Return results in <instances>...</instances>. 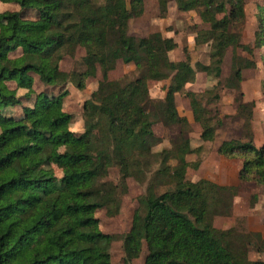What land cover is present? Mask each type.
Here are the masks:
<instances>
[{"label": "trees", "instance_id": "trees-1", "mask_svg": "<svg viewBox=\"0 0 264 264\" xmlns=\"http://www.w3.org/2000/svg\"><path fill=\"white\" fill-rule=\"evenodd\" d=\"M175 1L180 11L197 10L210 23L195 41L211 43L212 65L194 67L188 55L172 61L168 54L177 43L161 32L130 35L129 22L143 15L144 0H0L17 6L0 10V264H112L114 237L100 228L96 212L117 213L128 180L145 181L158 162L143 212L137 210L124 237L126 264L144 244V264H264L248 260L234 228L219 230L212 224L227 203L228 189L219 193L210 181H186L187 155L195 152L190 141L178 138L170 149L155 151L159 138L149 109L150 82L169 79L157 108L167 123L188 125L178 114L176 94L196 80L198 71L220 76L230 47L251 55L264 48V4L254 42L245 44L232 30L246 17L244 0ZM160 4L165 17L167 0ZM78 47L86 51L85 71L61 70L64 56ZM119 60L134 64L139 76L110 79ZM99 69L102 79L84 104V132L76 134L70 129L73 115L64 109L65 85L84 89ZM33 75L47 88L61 90L36 93ZM235 80H242L241 68ZM22 90H27L24 97ZM33 94L34 103L25 105ZM186 96L203 125V140H213L199 94L189 90ZM18 106L21 113L15 111ZM220 152L242 158L241 177L264 187V146L233 139L224 141ZM172 159L178 164H169ZM113 167L119 184L106 179ZM159 177L174 188L156 193Z\"/></svg>", "mask_w": 264, "mask_h": 264}, {"label": "rangeland", "instance_id": "rangeland-1", "mask_svg": "<svg viewBox=\"0 0 264 264\" xmlns=\"http://www.w3.org/2000/svg\"><path fill=\"white\" fill-rule=\"evenodd\" d=\"M246 17L233 25L234 33L241 35V42L253 43L255 32L258 29L259 6L264 0H244ZM5 8L16 9L15 4H0V10ZM230 11V5L227 6ZM144 13L140 17L132 18L129 22L128 32L135 37H145L155 32H161L165 37L174 38L177 43L175 49L169 52L172 61L191 59V64L212 65L211 43L196 44L198 33L208 31L210 23L204 22L197 10L182 12L178 9L175 0H167V15L161 16L162 7L160 0H144ZM28 17H33L29 14ZM170 35V36H168ZM178 41V42H177ZM20 54V49L13 55ZM86 51L78 47L74 54L65 55L60 63L63 71H85L83 58ZM222 72L216 76L215 72L208 75L198 71L196 80L186 85L185 91L176 94V107L180 117H185L189 124L182 127L181 124H170L164 121L162 111L158 107L160 100L166 95L170 80L151 81L149 109L153 112L155 135L159 138V144L155 151L171 148L172 142L178 138L188 139L195 149L187 155L189 167L187 168L186 181L198 182L210 181L216 186L215 190L224 193L228 189L227 203L219 209L220 214L212 217V224L219 230L234 228L238 237V244L244 246L247 258L251 262H264V187L256 184L253 178L241 177L243 159L237 156H227L220 152L222 143L226 140H239L242 143L253 142L257 147L264 146V48H256L253 55L239 48L230 47L221 65ZM242 69V80H235V71ZM139 71L134 64H127L119 60L114 70L109 73L110 79H133L139 76ZM34 78V89L38 93L41 90L57 94L61 89L49 86L48 88ZM102 72L98 70L96 76L86 79L84 89H79L74 83L65 85L69 94L64 99V109L73 115L70 129L80 134L84 132V104L92 93L97 90ZM12 86L16 84L10 83ZM195 91L199 94L204 115L210 120L214 129L213 140H203V125L195 119L187 91ZM27 90L20 94L24 97ZM50 93V94H51ZM36 94L31 99L25 98V105L34 103ZM18 113L21 108L18 106ZM169 164L175 166L178 162L174 159ZM58 175L62 174L56 167ZM159 168V162L153 164L147 173V179L139 182L133 178L128 180V190L122 195L120 208L115 214H110L106 208H100L96 212L100 228L106 234L114 237L110 245L112 264H126L124 249V237L130 231L137 210L143 212V197L147 194L149 184H154V172ZM154 177V178H153ZM153 178V180H152ZM116 184L120 183V173L117 167L109 170L106 178ZM167 181V180H166ZM164 178H158L160 183L155 186L156 193H162L173 184H164ZM156 183V181H155ZM239 245V246H240ZM148 250L143 245L140 255L133 259L131 264H144Z\"/></svg>", "mask_w": 264, "mask_h": 264}, {"label": "crops", "instance_id": "crops-1", "mask_svg": "<svg viewBox=\"0 0 264 264\" xmlns=\"http://www.w3.org/2000/svg\"><path fill=\"white\" fill-rule=\"evenodd\" d=\"M168 36H170V35H168ZM178 42V41H177Z\"/></svg>", "mask_w": 264, "mask_h": 264}]
</instances>
